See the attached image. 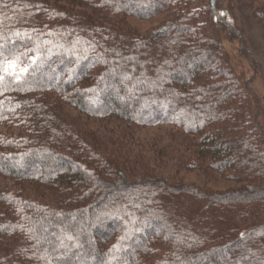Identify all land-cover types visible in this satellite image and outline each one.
I'll return each mask as SVG.
<instances>
[{
	"label": "trees",
	"instance_id": "obj_1",
	"mask_svg": "<svg viewBox=\"0 0 264 264\" xmlns=\"http://www.w3.org/2000/svg\"><path fill=\"white\" fill-rule=\"evenodd\" d=\"M225 1L0 0V53L42 59L0 86V264H264V107L220 30L258 65ZM161 14L147 37L127 23ZM112 121L169 128L167 155L243 185L139 167L130 132L109 150L90 129Z\"/></svg>",
	"mask_w": 264,
	"mask_h": 264
},
{
	"label": "rangeland",
	"instance_id": "obj_2",
	"mask_svg": "<svg viewBox=\"0 0 264 264\" xmlns=\"http://www.w3.org/2000/svg\"><path fill=\"white\" fill-rule=\"evenodd\" d=\"M194 2V8L199 9L203 7L205 0H194ZM263 4L262 0H226L224 2V9H228L230 7L229 10L231 11L230 16L233 21L232 24L242 34L249 52L257 62V69H254L249 61L250 59L243 55L241 45L238 40H231L230 34L223 30H220V39L224 45L226 53L229 55V60L237 76L241 77L243 80L254 77L253 87L257 93L259 99L258 101L264 107ZM169 19V14H161L149 20L130 19L127 23L134 33L139 36L147 37L148 35L153 34L154 31L162 28V26L165 25ZM257 120L264 127V111L257 118ZM90 129L94 134L99 133L98 140H102L109 150L113 146L120 145L123 142L124 138L122 137L124 136L122 133L126 134V132H130V136L125 138L126 142L129 145L135 146V154L139 152L142 157H147L146 159H148L147 163L144 160L142 161V157L140 156L138 166L147 168L155 174L162 175L164 177L173 176L183 183L199 187L201 189H207L212 193H229L230 191L237 190L243 185L241 182L227 180L225 176L213 173L210 165L206 163L207 161L204 162L202 168H192L191 166L194 164H190V161H187L190 156L188 151L183 150L181 152L180 150L181 153L178 152V154L180 153L179 156L176 153L167 155L166 150L163 147L167 146L166 144H168V142H161L160 137L168 133L169 128L142 129L137 133H133L127 130V128L120 127L117 123L112 121L92 124ZM146 149L152 151L151 155L143 152L146 151ZM143 153L145 155H143ZM202 161L203 160H201V162ZM94 202L95 201H93L92 204H95ZM110 204H112V202ZM103 221H106V219ZM128 237V243L130 244L132 239L130 236ZM129 244L128 246H130ZM223 260L229 264L226 259Z\"/></svg>",
	"mask_w": 264,
	"mask_h": 264
},
{
	"label": "snow or ice",
	"instance_id": "obj_3",
	"mask_svg": "<svg viewBox=\"0 0 264 264\" xmlns=\"http://www.w3.org/2000/svg\"><path fill=\"white\" fill-rule=\"evenodd\" d=\"M2 47L0 45V48ZM41 62L42 59L39 54L33 57L30 63L26 64L20 56H13L11 59H8L0 53V86L6 87L10 81H25L31 74L30 69L34 72ZM0 94H2V89H0Z\"/></svg>",
	"mask_w": 264,
	"mask_h": 264
}]
</instances>
